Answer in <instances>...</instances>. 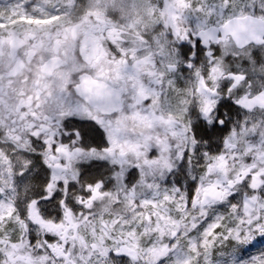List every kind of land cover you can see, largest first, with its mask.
<instances>
[{"label":"snow or ice","instance_id":"obj_1","mask_svg":"<svg viewBox=\"0 0 264 264\" xmlns=\"http://www.w3.org/2000/svg\"><path fill=\"white\" fill-rule=\"evenodd\" d=\"M258 245L264 0H0V264Z\"/></svg>","mask_w":264,"mask_h":264},{"label":"rangeland","instance_id":"obj_2","mask_svg":"<svg viewBox=\"0 0 264 264\" xmlns=\"http://www.w3.org/2000/svg\"><path fill=\"white\" fill-rule=\"evenodd\" d=\"M258 247H264V245H258ZM253 252L256 251V249H252Z\"/></svg>","mask_w":264,"mask_h":264}]
</instances>
